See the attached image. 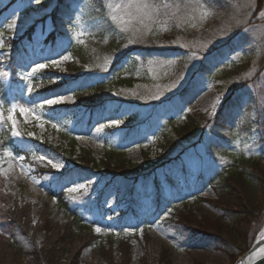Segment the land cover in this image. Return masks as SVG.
I'll return each instance as SVG.
<instances>
[{"label":"rangeland","instance_id":"obj_1","mask_svg":"<svg viewBox=\"0 0 264 264\" xmlns=\"http://www.w3.org/2000/svg\"><path fill=\"white\" fill-rule=\"evenodd\" d=\"M259 1L0 0V131L9 129L18 149L13 153L0 142V221L19 204L29 205L28 221L37 226L48 211L63 226L77 212L100 237V245L82 251L80 264H141L143 258L157 263L165 254L171 264H236L248 251L233 254L234 261L209 240L193 242L174 217L187 208L202 211L204 227L218 232L211 221L223 213L209 179L239 157H264V0ZM32 28L37 30L26 40ZM56 32L61 43L49 53L52 42L46 39ZM64 42L93 53L81 80L72 82V56ZM44 75L51 84H41ZM119 77L135 81L104 96L107 110L89 114V103L77 105L72 97L78 87L120 82ZM187 114L202 116V128L163 151L168 117L182 120ZM70 136L76 154L88 151L98 163L110 160L140 172L125 169L114 177L71 170L59 185L72 206L67 211L49 196V179L36 174L20 152L31 151L35 140L60 147L69 162ZM111 150L121 152L119 158ZM35 153L56 172L68 169L61 152L40 147ZM6 234L0 222V239L9 241ZM34 235L41 247L46 234ZM119 235L130 239L124 259ZM109 246L112 261L103 255ZM14 261L0 242V264Z\"/></svg>","mask_w":264,"mask_h":264},{"label":"trees","instance_id":"obj_2","mask_svg":"<svg viewBox=\"0 0 264 264\" xmlns=\"http://www.w3.org/2000/svg\"><path fill=\"white\" fill-rule=\"evenodd\" d=\"M259 3L261 4V0ZM36 30L37 28H32L26 35V40H31ZM57 32L47 37L46 41L48 43L52 42L50 45L51 52L49 53H53L58 49L61 43L58 40L59 33ZM64 44H66L65 47L72 56L71 63L67 65L68 73L70 72V74L74 75L72 82L81 80L83 78L80 75L82 66L94 59L93 53L86 50L83 46H71L65 42ZM21 45L25 46L26 42ZM119 78L121 79L120 82L117 79V82L109 83L103 81L88 88L78 87V89L72 91V97L77 102V105L89 103L90 107H86L90 110L89 114L102 109L107 110L108 100L104 96L107 93L110 94L118 86H129L135 81L133 78ZM40 82L43 85H49L52 83V78L44 75ZM72 82L65 85L70 86L69 84ZM85 95L90 98L89 101L83 99ZM135 116L136 114H131L128 118ZM167 120L166 130L162 132L160 139L163 151L172 147L178 139L194 136L205 123V120L199 114H187L182 120L175 119L173 115L169 116ZM10 135V130L3 128L0 131V142L12 149L13 153H16L18 149L14 145V141L11 140ZM70 140V149L72 154H74L73 156L69 154L71 159L69 162L65 156L66 152L62 151L60 147H53L35 140H31V151L20 152L26 156V160L34 168L36 174L49 179V196L57 200L67 211H72V206L69 204L67 194L61 191L59 185L71 170L75 168L92 170L110 174L114 177H117L118 171L125 169L136 175L140 172L138 166L128 167L122 163L117 164L110 160H103L98 163L88 151L82 150L76 154L73 151L76 147V141L72 136H70ZM40 147H48L59 154L61 152V155L67 161L68 169L64 172L54 171L47 163L40 160L35 153V150ZM119 154L121 152L118 150H111V156L117 155L119 158ZM209 183L214 188L217 196L219 206L216 208H219L223 213L213 219V223L211 221V225L218 232L204 227L207 216L203 217L202 211L196 213L187 208L184 213L175 215L174 219L185 231L191 233L193 242L209 240L215 244L218 250L225 252L234 260L236 257H232L233 254L245 253L253 246L264 225V204L262 203L263 201H260V198L264 199V157H239L219 177L210 178ZM183 205L186 206L187 203ZM29 217V205L19 204L13 210H7L0 221L2 229L7 233L6 236L9 239V241L0 239V242L4 243L9 249V253L15 258V264H17V260L26 261L27 264H80L79 257L84 249L95 244L100 245V237L94 235L90 226L85 224L82 217L75 211H73V220L64 226L52 222L49 211L47 216H43L38 226L37 224L32 225L28 221ZM188 217H192L189 222L186 220ZM39 232L46 234L41 247H38L34 235L35 233L38 235ZM118 237L119 254L124 259L130 254V239L122 235ZM108 248L110 246L102 248L103 255L109 257L112 261L114 258L109 254L110 249ZM141 264H171V261H169L168 255L165 254L164 260L160 259L157 263L150 259L148 260V258H143Z\"/></svg>","mask_w":264,"mask_h":264},{"label":"water","instance_id":"obj_3","mask_svg":"<svg viewBox=\"0 0 264 264\" xmlns=\"http://www.w3.org/2000/svg\"><path fill=\"white\" fill-rule=\"evenodd\" d=\"M262 249H264V237H262L260 233V236L253 247L246 254H244L236 262V264H264V255L250 260V258H252L257 252Z\"/></svg>","mask_w":264,"mask_h":264},{"label":"bare ground","instance_id":"obj_4","mask_svg":"<svg viewBox=\"0 0 264 264\" xmlns=\"http://www.w3.org/2000/svg\"><path fill=\"white\" fill-rule=\"evenodd\" d=\"M261 236L264 237V226H263V228L261 230ZM263 255H264V249H262L259 252H257L252 258H250V260L258 258V257L263 256Z\"/></svg>","mask_w":264,"mask_h":264},{"label":"snow or ice","instance_id":"obj_5","mask_svg":"<svg viewBox=\"0 0 264 264\" xmlns=\"http://www.w3.org/2000/svg\"><path fill=\"white\" fill-rule=\"evenodd\" d=\"M53 63H56V62L54 61ZM38 67L43 68V67H45V65H38ZM60 99H63V98H60ZM56 102H58V101H55V100H48L47 101V103H49V104H53ZM114 123H119V121H114ZM97 230L99 231V229H97Z\"/></svg>","mask_w":264,"mask_h":264}]
</instances>
